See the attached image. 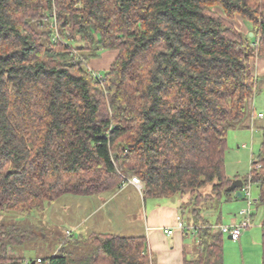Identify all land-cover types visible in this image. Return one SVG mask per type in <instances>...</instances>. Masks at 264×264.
Listing matches in <instances>:
<instances>
[{
    "label": "trees",
    "instance_id": "16d2710c",
    "mask_svg": "<svg viewBox=\"0 0 264 264\" xmlns=\"http://www.w3.org/2000/svg\"><path fill=\"white\" fill-rule=\"evenodd\" d=\"M103 50L116 55L95 77L87 63ZM262 56L264 0H0V210L31 214L136 176L144 198L189 197L196 243L183 264H223L226 233L203 212L243 198L248 178L264 204V116L249 173L224 168L227 132L257 117ZM35 237L28 222L0 224V264H152L142 235L71 234L49 257L16 252ZM85 241L92 252L77 256Z\"/></svg>",
    "mask_w": 264,
    "mask_h": 264
},
{
    "label": "rangeland",
    "instance_id": "374dc122",
    "mask_svg": "<svg viewBox=\"0 0 264 264\" xmlns=\"http://www.w3.org/2000/svg\"><path fill=\"white\" fill-rule=\"evenodd\" d=\"M54 13V11H53ZM237 27L244 33L247 32L248 28L245 26V20L241 17H235ZM244 28V29H243ZM80 45V42H77ZM103 50L99 52V56L91 59L87 64L92 66L97 72L103 73L105 69L94 67V63L108 62L109 58H105ZM261 61L264 60V56L258 58ZM105 62V63H106ZM258 62L256 60L254 70L257 71ZM261 75V74H259ZM259 92L254 96L253 108L255 113L261 111L264 113V89L262 78H258ZM262 118L255 117L254 122L248 126H242L241 128L230 129L227 132V143L226 151L224 155V168L225 173L228 177L234 178L235 176L244 177L249 173L251 167V161L256 158L261 142V130L257 126L261 122ZM210 187L202 189L204 192H209ZM90 199L87 200V196L66 194L62 195L51 205L46 206L43 210L33 211L31 214H20L16 211H1L0 210V224L10 223H25L31 224L33 231L36 233V237L29 242L24 243L22 246L16 248V252L21 255H26L32 259L37 256L49 257L53 253L57 252L61 242L67 236L66 231H70L75 239H79L80 236H86L85 229L88 222L83 223L82 215H84L85 208L88 209L95 206L98 198L102 195H89ZM258 198V188L255 184L251 185V199L253 201L251 206L252 212V225L250 228L245 230L249 238L241 245L238 240L228 238V234L222 235V246H223V264H261V239H262V221L264 219V204L256 202ZM85 200L86 206L81 212H78L77 203ZM182 207L183 213L185 214V220L190 215L188 196L183 197ZM159 201V200H158ZM165 203L166 201H162ZM122 203V204H121ZM119 199H114L111 202V208L117 209V212L113 210L110 212V221L107 227L112 233H116L114 230H122L125 221V216L133 218L137 215V209L133 204H126L121 202ZM209 203V202H208ZM207 203V204H208ZM113 205L115 207H113ZM247 207V199L244 195L243 198L235 201H222L219 205L218 211L212 216L211 222L214 223L217 218L221 219L222 224H228L227 220L231 218L239 221L238 212L239 210ZM233 215V217H232ZM81 217V218H80ZM80 220L78 223L82 224L81 227L77 226V219ZM113 220V221H111ZM230 221V220H229ZM228 221V222H229ZM114 229V230H113ZM244 232V233H245ZM119 235H124L123 232H118ZM250 234L251 238H250ZM257 240V241H254ZM75 245L72 244V240H69L65 244V249L72 250ZM93 250L92 244L88 241L79 243L76 248L77 256L85 257ZM19 254V255H20Z\"/></svg>",
    "mask_w": 264,
    "mask_h": 264
},
{
    "label": "crops",
    "instance_id": "0c3cea01",
    "mask_svg": "<svg viewBox=\"0 0 264 264\" xmlns=\"http://www.w3.org/2000/svg\"><path fill=\"white\" fill-rule=\"evenodd\" d=\"M245 23L247 22L245 21ZM245 26H247V31H249L250 27L247 24H245ZM103 55L105 58H109L110 61H105L106 63H94V67L107 69L115 57L116 52L107 50L106 52H103ZM257 62L258 66L256 73L258 75H263L264 60L261 61V59H257ZM89 67L93 69V64ZM234 194L236 193H232L226 201L237 200L234 198ZM101 195L102 197L97 199L95 206L88 209L85 208L84 215H82L83 223H80L84 224L85 222H88V225L85 229L87 235L83 237H88L92 233L98 232L112 233L107 227L108 222L110 221L109 214H111L110 212H113V210L117 212V209L111 208L110 206H112L111 202H113L114 199H119L120 203L125 202L128 205H135L137 215L133 218L125 216L123 231L113 229L116 232L113 234L123 232L124 235L122 236H144L146 240V252L149 254L152 264H183L184 257H193L196 243L194 232L187 231L186 229L180 230L174 228L175 219L178 215L181 216V218L188 225L187 220H185V214L183 213L182 207H180L182 199L178 198L171 202L163 203L162 201H158L156 199L144 198L132 184L126 185L124 188L119 189L116 192L103 193ZM89 197L91 196H87L86 199L89 200ZM93 197H96V195H93ZM210 202L211 201H209L208 204H210ZM85 206V200H83V202H78V212H81ZM113 207L115 206L113 205ZM217 211L218 209H207L203 212V214L207 216L209 220H212L210 218H212ZM80 218L77 219L76 223L79 227L82 226V224L78 223ZM234 220L235 218L228 219L227 223L230 224ZM215 221H217V223H223L219 218ZM167 228H172L174 230L173 233L170 235L166 234L164 230ZM244 232L245 230L238 240L241 245L247 238H249V234L247 235V233ZM251 235L252 234H250V238Z\"/></svg>",
    "mask_w": 264,
    "mask_h": 264
},
{
    "label": "built area",
    "instance_id": "2783aa9c",
    "mask_svg": "<svg viewBox=\"0 0 264 264\" xmlns=\"http://www.w3.org/2000/svg\"><path fill=\"white\" fill-rule=\"evenodd\" d=\"M91 69V68H90ZM92 73L95 77H98V73L96 71H94L93 69ZM258 118H262L264 116L263 113L258 112L257 114ZM132 184L139 193H141L142 191V182L140 180V178L136 177V176H132L130 178L127 179L126 182H124L121 186L120 189L124 188L126 185ZM254 184L250 178H248V180L244 183V185L242 186V191L247 199V207L243 208L241 210H239L238 212V218L239 221L235 220L233 223L229 224V225H216L214 226L215 229H217L218 231L222 232V233H226L228 235L231 236V239H239L243 230L248 229L251 227L252 225V212H251V206H252V199H251V185ZM175 229H189L191 232H195L194 226L193 225H187L186 222L181 218V216H176L175 219ZM166 234L170 235L173 233V229L172 228H167L166 230H164ZM66 235L69 236L71 235L70 231H66ZM37 262H40V259H37ZM28 260H25L23 264H27ZM48 264V263H45Z\"/></svg>",
    "mask_w": 264,
    "mask_h": 264
},
{
    "label": "water",
    "instance_id": "95a60500",
    "mask_svg": "<svg viewBox=\"0 0 264 264\" xmlns=\"http://www.w3.org/2000/svg\"><path fill=\"white\" fill-rule=\"evenodd\" d=\"M249 36H252V33H249ZM242 184H243L242 180H240V179H235V180L232 181L230 188H232V189H236L237 187H241ZM236 194H237L238 197L241 196V192H240L239 190L236 192ZM228 238L231 239V236L228 235ZM32 263H33V262H32Z\"/></svg>",
    "mask_w": 264,
    "mask_h": 264
}]
</instances>
